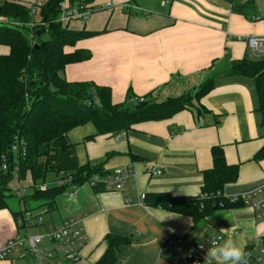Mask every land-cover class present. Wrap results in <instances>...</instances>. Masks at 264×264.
Segmentation results:
<instances>
[{"label": "crops", "instance_id": "1", "mask_svg": "<svg viewBox=\"0 0 264 264\" xmlns=\"http://www.w3.org/2000/svg\"><path fill=\"white\" fill-rule=\"evenodd\" d=\"M6 1L36 3L39 11L47 0ZM154 2L161 7L160 0H95L93 8H111L92 13L83 24H69L94 36L66 48L65 52L88 50L91 58L67 65L65 81L107 87L114 105L124 103L128 93L162 102L195 91L212 70H225L243 59H264L253 58L245 42L264 36V0H172L166 10L152 12ZM8 53V47L0 45V56ZM258 107L251 79L219 74L209 93L167 120L142 122L114 136L97 135L90 123L72 129L67 137L79 167L104 163L109 174L125 168L130 176L119 192L96 193L84 186L74 200L57 198L55 209L46 213V224L42 220V230L50 231L67 219L81 221L85 242L80 259L72 264H95L108 234L133 238L119 249L115 264H170L162 253L164 241L198 231H193L190 218L148 207L138 202L140 196L198 195L201 173L211 168L213 146L222 147L228 165L238 166L236 182L224 188L226 197L245 195L262 185L264 159L254 160L264 146ZM152 168L161 174L151 176ZM7 210L8 205L0 210V248L18 234L16 212ZM202 226L232 238L244 254L261 246L264 238V219L257 220L246 205L216 211ZM22 252L15 250L0 264H36Z\"/></svg>", "mask_w": 264, "mask_h": 264}, {"label": "trees", "instance_id": "2", "mask_svg": "<svg viewBox=\"0 0 264 264\" xmlns=\"http://www.w3.org/2000/svg\"><path fill=\"white\" fill-rule=\"evenodd\" d=\"M62 2L70 7L85 5L93 8L95 0H47L40 7L38 16L52 24L47 30L40 29L34 33V36H47L39 45L31 44L28 40V29L20 31L0 25V45L9 49L8 55L0 56V210L7 207L5 198L10 196L9 184L13 180L24 181L29 177L31 195L24 196L18 200L19 203L23 204L26 200L40 202L37 208L46 209L48 213L55 209L57 198L69 187L49 186L44 191L37 189L38 185L48 183L49 176L54 180L62 173L64 178H70L71 185L81 187L92 177L105 178L109 175L103 168L104 163H87L83 167L77 165L74 148L67 137L72 129L90 123L97 135L114 136L130 131L134 125L142 122L167 120L188 109L192 100L209 93L214 77L219 74L245 77L254 82L261 126L264 128V59L233 62L219 74L204 76L195 91L179 97L167 98L162 102L149 96L143 98L148 106L141 111L133 110V103L139 99L130 93L126 95L124 103L114 105L107 87L94 83L66 82L64 68L89 60L91 53L84 49L65 52V47H73L76 42L90 38L94 33L85 29H71L69 24L72 22H53L59 16ZM30 7L1 0L0 17L8 23H27L30 21ZM14 146L16 152L12 150ZM210 156L211 168L201 173L198 195L175 197L169 193H148L144 195L142 203L190 218L193 231H198L191 236L202 233L205 229L202 225L214 212L243 206L241 201L232 202L223 194L227 185L236 182L238 166L225 162L221 146L211 147ZM1 158L7 166L5 171L1 169ZM260 159H264V146L254 156V160ZM94 190L96 193L103 192V187L98 185ZM23 215L22 212L14 213L16 223L17 217L20 219ZM132 240L129 236L106 235L105 251L95 264H115L119 249L129 245ZM260 244L264 247V238Z\"/></svg>", "mask_w": 264, "mask_h": 264}, {"label": "built area", "instance_id": "3", "mask_svg": "<svg viewBox=\"0 0 264 264\" xmlns=\"http://www.w3.org/2000/svg\"><path fill=\"white\" fill-rule=\"evenodd\" d=\"M172 0H160V6L165 7L171 3ZM110 5L102 6L100 8L93 9L88 6L70 7L66 2L60 3L59 16L53 22L66 24L73 21L78 23H85L90 15L96 11L110 9ZM38 4H34L29 9V19L27 23L12 22L8 23L5 19L0 17V25H6L14 29L23 31L24 29L29 30L28 40L33 44L34 33L40 29L47 30L52 24L50 21H43L38 16ZM38 16V19H34V16ZM247 47L255 55L264 54V36L262 37H248L245 39ZM138 101H142L139 99ZM135 103V102H134ZM16 146L12 148L14 152ZM1 169L7 170V166L3 158H1ZM151 176H159L161 171L156 168L149 170ZM130 176V172L125 168L117 169L105 178L92 177L85 187L94 189L96 186L101 185L103 192H119L122 191L124 184ZM70 178H64L62 173L59 177L53 181L37 186L40 191L46 190L49 186L52 187H64L68 185V190L62 194V196L68 200H74L81 187L71 185ZM26 188L17 187L15 188V196L18 200L25 196ZM144 195H141L138 202L143 201ZM232 202L241 201L243 205L249 206L257 220L264 219V182L262 185L247 193L245 195L236 196L230 198ZM127 204L130 201H126ZM46 209H41V214H46ZM36 226L42 225L41 217L36 218ZM18 229L25 231V236L21 237L18 234L12 239H9L0 248V260H4L9 254L17 249L23 250L21 253L25 258L31 256L34 258L36 264H72L77 262L79 258V251L82 249L85 242V234L79 219H67L61 222V224L51 229L45 235H39L34 232L33 234L27 235V231L30 227V221L23 215L22 218L18 219L16 223ZM216 237L222 236L218 232L209 231L207 227L198 236H179L171 235L162 244V253L165 255L167 261L170 264H204V257L206 256L207 249L211 246L210 241ZM46 240L53 244V248L40 250L38 246ZM220 241H217L219 243ZM203 245L201 247L200 245ZM242 264H264V247H256L253 251L245 253Z\"/></svg>", "mask_w": 264, "mask_h": 264}, {"label": "rangeland", "instance_id": "4", "mask_svg": "<svg viewBox=\"0 0 264 264\" xmlns=\"http://www.w3.org/2000/svg\"><path fill=\"white\" fill-rule=\"evenodd\" d=\"M145 1H148V0H145ZM168 6L169 5L165 6V8L162 9L161 7H159L158 3H155V9H152V12H155V11H158V10H166ZM139 14L140 15H145L144 13H141V12H139ZM34 19H38V16L37 15L34 16ZM46 39H47V36L45 34H40V35H36L35 34L34 40H33V44L39 45L40 43H42ZM66 48L67 47H65V49H64L65 51L68 50ZM261 57H264V54L255 56L253 58L257 59V58H261ZM222 71L223 70H221V69L218 70V71L212 70V71H210L209 74H212L213 75L214 73L222 72ZM51 181H53V178L49 176L47 178V181L46 182L49 183ZM12 186H13V189H11L10 192H9V195L10 196H8V197L5 198V202L8 205V210L7 211H9V212H16V213L17 212H22L24 214L25 218H27V220L30 221V224L33 227H30L29 228V230L27 231V235L33 234L34 232L39 233V235H45L46 233H48L49 232L48 229H46V231L45 230H42L43 229L42 228V225L41 226H36V224H35V223H37L36 222V220H37L36 218H38V217H41V219L45 221V224H46V221L48 219V216L46 214L40 215L41 214V210H40L41 208H37V206L40 205V202L33 201V200H26V202H24L23 204H21V203H19L17 197L15 196V188L17 186L18 187H24V188H26L25 196L31 195V190H30V187H29L28 177H26V179L24 181H15V180H13ZM60 198L61 197H59L57 201H59ZM18 235L21 236V237H23L26 234H25V231L23 229H20L19 228L18 229ZM52 246H53V244H51L50 242H48L46 240H43V242L38 246V248L40 250H42L43 248H46V249L49 248L50 249ZM160 264H166V263L162 261Z\"/></svg>", "mask_w": 264, "mask_h": 264}, {"label": "clouds", "instance_id": "5", "mask_svg": "<svg viewBox=\"0 0 264 264\" xmlns=\"http://www.w3.org/2000/svg\"><path fill=\"white\" fill-rule=\"evenodd\" d=\"M210 245L204 257V264H242L244 251L232 238L216 237L210 241ZM200 246L203 247L202 244Z\"/></svg>", "mask_w": 264, "mask_h": 264}, {"label": "water", "instance_id": "6", "mask_svg": "<svg viewBox=\"0 0 264 264\" xmlns=\"http://www.w3.org/2000/svg\"><path fill=\"white\" fill-rule=\"evenodd\" d=\"M148 106V102L147 101H137L135 103H133V110L134 111H141L144 108H146Z\"/></svg>", "mask_w": 264, "mask_h": 264}]
</instances>
